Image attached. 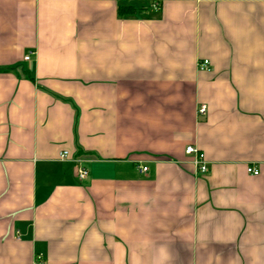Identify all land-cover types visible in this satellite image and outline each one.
Returning <instances> with one entry per match:
<instances>
[{
	"label": "crops",
	"instance_id": "0c3cea01",
	"mask_svg": "<svg viewBox=\"0 0 264 264\" xmlns=\"http://www.w3.org/2000/svg\"><path fill=\"white\" fill-rule=\"evenodd\" d=\"M0 264H264V0H0Z\"/></svg>",
	"mask_w": 264,
	"mask_h": 264
},
{
	"label": "built area",
	"instance_id": "2783aa9c",
	"mask_svg": "<svg viewBox=\"0 0 264 264\" xmlns=\"http://www.w3.org/2000/svg\"><path fill=\"white\" fill-rule=\"evenodd\" d=\"M25 60H28V57H26ZM208 67H209V63L206 60L198 63V69L200 70H206L208 69ZM205 114H206V107L202 105L198 109V115L204 116ZM184 153L187 156L192 157L193 165L198 174L205 175L208 172L204 155L196 147L187 146L185 148ZM65 156H66V153H63L61 157L64 158ZM141 171L145 172L146 168H142ZM246 172L253 176H257L259 174L258 170H256L254 167H248L246 169ZM76 176L79 181H84L88 176V172L83 168H79L77 170Z\"/></svg>",
	"mask_w": 264,
	"mask_h": 264
},
{
	"label": "trees",
	"instance_id": "16d2710c",
	"mask_svg": "<svg viewBox=\"0 0 264 264\" xmlns=\"http://www.w3.org/2000/svg\"><path fill=\"white\" fill-rule=\"evenodd\" d=\"M135 9L131 7H118V16L124 17V16H130L135 14Z\"/></svg>",
	"mask_w": 264,
	"mask_h": 264
}]
</instances>
